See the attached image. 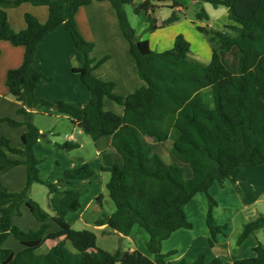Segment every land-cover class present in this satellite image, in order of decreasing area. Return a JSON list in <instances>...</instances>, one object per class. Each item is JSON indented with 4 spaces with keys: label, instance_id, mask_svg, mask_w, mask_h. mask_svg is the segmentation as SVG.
Instances as JSON below:
<instances>
[{
    "label": "trees",
    "instance_id": "obj_1",
    "mask_svg": "<svg viewBox=\"0 0 264 264\" xmlns=\"http://www.w3.org/2000/svg\"><path fill=\"white\" fill-rule=\"evenodd\" d=\"M94 1L103 0H0V43L5 41L24 48L22 65L9 70L6 78L10 95L19 104L17 113L24 116V121L4 117L0 118V123L27 128L22 137V149L13 147L6 137L0 138V175L18 166L27 167V183L22 192H10L0 184L1 264H173L166 261L168 255L163 254L162 245L174 232L192 229L185 206L198 193L207 194L216 183L223 187L226 181L235 182L244 165H264V0H195L215 8L226 7L232 23L225 26V31L197 27L212 44L209 63L192 58L190 43L182 35L175 39L172 49L153 51L147 39L136 37L125 11V7L134 5L136 0H108L129 43L138 75L146 83L125 98L115 93L114 82L102 81L94 75L106 58L99 61L91 58L95 45L84 38L75 21L79 9ZM166 2H172L173 9L180 6L176 0H140L134 5L136 14L145 13L149 17L150 31L179 20L173 14L157 25L152 13L156 3ZM23 4L47 7L48 20L42 23L27 13L26 29L16 32L10 26L6 10ZM67 7L70 8L69 17L65 14ZM197 19L210 21V15L202 9ZM63 24L84 57L83 67L76 72L90 90L91 98L83 108L62 101L51 103L35 93L46 79L35 68L38 47L47 34ZM233 49L240 56L236 75L221 57V52ZM105 98L124 106L123 117L104 109ZM37 106L70 116L93 141L112 138V146L124 161L122 165L104 169L110 173L106 189L115 211L104 213L96 225H107L123 236H129L136 226L143 229L149 235L147 248L154 259L139 250L119 248L111 253L98 249L94 232L77 231L68 224L66 216L81 208L82 193L77 189L78 184L91 179L94 171L84 164L65 171L57 182L42 179L41 161L34 153L42 135L33 122ZM145 138L157 143L171 140L173 155L190 166L192 179L186 181L182 167L177 163L168 164L153 153ZM45 140L50 143L47 137ZM56 146L68 152L80 147L75 142ZM34 184L47 188L53 216L30 197ZM102 198L98 197L97 201L101 202ZM214 204L210 199L207 225L211 247L218 234L226 229L214 225L211 208ZM23 205L41 223L39 229L24 231L14 225L13 219L22 215ZM50 218L59 226V231L48 233ZM259 230H264V215L245 224L238 237V246ZM10 236L22 244L21 252L16 254L4 248ZM47 240L60 241L47 253H39ZM254 253L253 257L234 264H264V245L259 243ZM219 263L214 260L210 264ZM193 264H206L205 256L201 255Z\"/></svg>",
    "mask_w": 264,
    "mask_h": 264
},
{
    "label": "crops",
    "instance_id": "obj_2",
    "mask_svg": "<svg viewBox=\"0 0 264 264\" xmlns=\"http://www.w3.org/2000/svg\"><path fill=\"white\" fill-rule=\"evenodd\" d=\"M176 1L180 4V6L177 7L175 11L173 9L172 10L175 13L179 12L183 14L186 3H197V1L195 0H186V3H184V0ZM204 4L205 10L210 15V25H208L209 27L215 28V26L220 23V26H222L223 31H225V26L232 24L228 20L229 10L226 7L215 8L209 3ZM6 11L8 14L10 26L16 32L26 29L25 14L27 13L34 15L42 23H45L49 17V11L47 7H36L31 4H23L17 8H8ZM65 14L67 17H69V7L65 9ZM156 20L158 26H160L164 22V20L162 21L158 18H156ZM75 21L77 23L78 30L84 36V38L87 41L94 43L95 45L91 53V58L96 61L106 58V61L94 71V75L98 79L102 81L114 82L116 84L115 93L124 98L134 93L139 88L146 86V83L142 81L138 75L136 63L130 54L129 43L120 29L116 11L108 0L94 1L90 5L80 8L75 16ZM158 30H156L155 33H157ZM155 33H152L151 35L153 36ZM141 39L144 38L141 37ZM147 40L149 41L150 47L153 50L150 35ZM173 40H175L174 37L172 38V41ZM159 45H156L154 49L155 51H166H159L161 50L159 49L161 48L159 47ZM168 46H166V48ZM0 50V118L10 117L14 118L19 122H23L24 116L19 115L17 113L19 104L11 97L9 90L6 86V78L9 70L19 68L22 65L24 58V48L12 46L9 42L3 41L0 43ZM37 54L38 63L36 64L35 68L38 72L44 74L46 76V79L42 80L39 86L37 87L35 92L36 96L51 103H57L62 101L65 103L73 104L80 108L85 107L91 98V93L88 87L82 81L80 73L76 72V69L83 67L84 57L76 48L72 36L64 24L46 35V37L43 39V41L38 47ZM104 109L106 111L115 113L120 117H123L124 115V106L116 103L115 101L109 98L104 99ZM46 118L47 120H45ZM33 122L42 134V138H40V141L34 148L35 156L39 160H46L45 157L43 158V156H46L47 152H56L63 159L62 161L56 162V166L61 169V172L63 171L65 173V171L69 169L79 168L84 164L89 165L90 168L94 171V176L91 179L82 181L78 184L77 189L82 193L80 199L81 208L78 211L71 212L66 216V221L68 222V224L72 228H74V225L81 221L85 225L93 226L95 230L100 231L104 236L108 237L112 234L123 236L116 232H111L107 225H96V222L102 218L104 213L112 214L114 212L113 211L112 213H107L103 209L102 201H97V198L102 196V192L105 188V185L109 182L106 180L110 178V173L104 171V169L110 168L113 165H122L124 162L122 155L112 146V138L103 137L97 141H93L90 136H87V138L82 140L81 135L84 132L79 128L78 125L74 123L73 119L70 116L61 114L54 109H48L43 106H37L34 109ZM5 125H7L8 127H10V129L13 130H7ZM0 128L4 129V133L0 134V138L7 137L10 139L12 136H14L15 141L10 139L12 146L19 149H22L24 147L22 137L27 131V128L25 126L12 127L7 123H0ZM49 132L50 135L54 138H48L51 143L45 144V137L46 134ZM63 134V140L59 141ZM77 136H79V140H74ZM145 141L151 147L153 153L157 152L156 154H158L159 152H162V158L166 163H177L179 165L180 161L173 155L170 149V145L172 144L171 140L165 143H157L152 139L147 138L145 139ZM65 142H75L79 143L80 145L78 149L72 152V156L68 155L69 158H72V161L70 159L68 160L67 156H63L62 151L64 150H61L56 146V144H64ZM163 147H165V151H163ZM85 149H88L89 155H86ZM163 156H166L167 159H165ZM41 164L42 161L39 165V169ZM40 175L42 179L50 180L52 182H57L59 180L58 176H60L57 175L55 178L51 176L44 177L41 170ZM0 181L4 183V185L8 188L9 191L22 192L25 189L27 183V167L22 165L10 170L8 173L0 177ZM241 185V182L237 180L236 184L232 185L229 188L228 186L220 188V191H223L221 194L224 195V203L225 199L228 200L227 204L230 203V196L229 194H227V191L233 189L237 191L238 188L239 193L244 190L246 196H251L253 190H246L245 188L240 189ZM256 185V183L253 185L254 187H256L254 189L255 195L256 193L261 192L260 189L262 190V188L257 189ZM62 190H65V188H63ZM31 192L33 195L35 194V185L32 186ZM202 194L203 193H198L192 199V201L188 203L184 208L187 219L189 220V222L192 223V229H181L174 232L171 237L163 243V245H165L166 243H173L171 245L176 246L181 241H183V239L187 245L189 244V242H191L190 249H192V247L194 246L199 245L200 248H205L206 245H208V242L210 244L211 233L208 225L206 226L207 223L205 224L208 206L206 207L205 198ZM212 196H214L215 198L214 194ZM252 202L254 204L255 202H257V199L253 198L251 203H248L247 206H250ZM97 205H99L101 208H98ZM228 209H231L230 205H228ZM197 212L198 216L196 215ZM213 214V221L215 226L221 227L223 224H227V219H225V217L216 213ZM50 215L53 216L52 214ZM191 216H193V219L191 218ZM196 216L199 217V220L202 222V224L200 225L201 230L199 232H196L195 230L196 227L194 224V220ZM16 218L18 217H15L13 219V223L18 226V224L16 223L17 221H15ZM233 218L234 217L232 216L231 219ZM27 220L29 221L30 228H33L34 230L40 228L41 223L38 222L35 218ZM48 223L50 224V229L48 233L57 232L60 230L59 226L53 222L52 218L48 220ZM136 227L133 228L129 236L124 237L132 240L133 238H131V235L133 233L137 231L138 234L142 233L141 230L143 229L139 228L141 230H137ZM22 230L27 231L29 229L24 228ZM222 233H224V231ZM142 236L148 242L149 235L147 234L146 236L142 233ZM225 236L221 237L220 235H218L214 246L211 247L210 245V258L204 255L206 264H210L214 260L220 261L222 260V258H229L230 256L232 258L230 259L229 264H234L236 260H234L232 250L230 249L231 243L229 242V240H227ZM251 237L252 236H250L248 239H250ZM62 239L63 238H61L60 240ZM60 240H47L44 246L48 242H50V246L48 247L49 251ZM133 240L136 244V240ZM246 241H244V243ZM247 243L248 252H241L240 254H238L239 256L243 257V254H247L246 256L253 257L252 250H254V248L257 246L256 240H249L244 245L246 246ZM23 249L24 247L22 246V244L20 247H16V254L21 252ZM190 249L188 246L184 248V257L186 258L191 255L190 262L185 260L184 261L188 264H193L196 262L197 259H199V257L201 256L200 254L203 252V250H197V248L193 250ZM124 250H139L143 254L147 255L145 251L140 249L138 243L136 244V248L130 247ZM162 250L164 253L167 252L165 251V246ZM48 251H45L44 253H47ZM186 252L188 253L186 254ZM148 257L152 258V255ZM239 260L242 259L240 258ZM219 264H222V262L220 261Z\"/></svg>",
    "mask_w": 264,
    "mask_h": 264
},
{
    "label": "rangeland",
    "instance_id": "obj_3",
    "mask_svg": "<svg viewBox=\"0 0 264 264\" xmlns=\"http://www.w3.org/2000/svg\"><path fill=\"white\" fill-rule=\"evenodd\" d=\"M140 2V0H136L134 5H137ZM187 1L184 0V3H186ZM134 5H128L125 7V11L128 15V19L130 21L131 26L133 27V29L136 31V37L137 38H144V39H148L149 35H150V39L152 41V48L153 51H155V47L156 45H159V51H164L167 49H172L174 46V42L175 40L172 41V38L174 37V39H176L178 36L182 35L189 43H190V50H191V56L193 59L201 61L203 63H209L211 56H212V44L209 41V38L200 33L197 29V27L199 25H204V26H208L210 25L209 21H199L197 19V13L200 12L202 9H205L204 6L205 4L202 3H191V4H187L184 7V14L183 13H179V12H174L175 9H173L172 7V2H166V3H160L157 4V7L154 11V13H152V17L153 18H158L160 20H167L168 18H170L173 14H176L179 17V20L177 22H174L171 25H168L167 27H165L164 29H157V33L156 30L155 31H150L149 27H150V22H149V17L143 13L141 15H138L135 13V6ZM174 11H173V10ZM213 28V27H212ZM214 29H218L223 31L222 26H220V23L215 26ZM152 33H155L153 36L151 35ZM168 46L166 48V46ZM158 47V46H157ZM165 47V48H164ZM156 52H158L156 50ZM221 57H222V61L223 63L226 65V67L234 74H238V67H239V59L240 56L237 53L236 49H233L229 52H221ZM102 60V59H101ZM47 120V118L45 119ZM7 130H13L10 129V127H8L7 125H5ZM2 128V127H1ZM0 128V134L4 133L3 130ZM9 133V132H6ZM63 136L64 134L61 136V139H59V141L63 140ZM88 135H86L85 133H82L81 135V139L84 140L85 138H87ZM47 138L53 139L54 137L50 135V132L46 134ZM53 137V138H52ZM7 138V137H6ZM57 138V136H56ZM9 139V138H8ZM11 140H14V136H12L10 138ZM147 139V138H145ZM75 140H79V136L78 138H75ZM15 141V140H14ZM45 144H47L48 142L45 140L44 142ZM51 143V141H50ZM167 144V143H166ZM12 145V144H11ZM46 146V145H45ZM169 146V144H168ZM170 149L172 152V144L170 145ZM76 150V149H75ZM73 150V151H75ZM165 147H163V151H165ZM73 151H62L63 156H67L68 160L70 159L72 161V158H69L68 155L72 156V152ZM85 153L86 155H89L88 149H85ZM157 153V152H156ZM158 155H160L162 157V152H159ZM45 157L46 160H40L42 161V164L40 166V170L43 174L44 177L47 176H51L53 178H55L57 175L59 178L61 179L64 175V172H61V169L58 168L57 165V161H62L63 159L59 156L58 153H46V156H43V158ZM165 159H167L166 156H163ZM180 167H182L183 172H184V178L186 181L192 179V169L190 168V166L188 164H183L181 162H179ZM261 168V169H259ZM256 170V171H254ZM0 177H2V175H0ZM110 178H108L109 181ZM237 180H239V182H241V186L240 189L245 188L246 190L252 189L253 193H251V196H246L244 190H242L239 193V190L237 188V191L235 189L227 191V194H229L230 196V203H228V200L225 199V203L223 200V194H221L223 191H220V188H224V186H228L231 187L232 185H235ZM3 181V180H2ZM0 181V184H2L3 186L4 183ZM227 183V184H226ZM257 184V189L262 188V190L260 189L261 192L256 193V195L254 194L255 192V188L253 185ZM226 184V185H225ZM223 187H221L220 185H214L213 188L211 187L208 191V193H203L202 195L205 198V204L206 207L208 206V210H207V216L209 213V209H210V199H212L215 204L211 207L212 208V215L214 217L213 213L219 214L223 217H225V219H227V224H223L222 226H226V229H224V233H219L218 235H220L221 237L225 236L227 238V240H229V242L231 243V250H232V254H233V258L234 260H239L241 259H245V258H250L248 256H246L247 254H243V257L239 256L238 254L245 253L248 252V243L246 244V246L244 245L247 241L249 240H256L257 245L260 243L262 245H264V230H259L257 231L254 235H252V237L250 239H248L243 245L238 246L237 241H238V237L239 235L242 233L243 228L245 226L246 223H248L249 221L256 219L259 216L264 215V165L261 166H253L250 164H246L242 167V170L240 172V174L238 175L237 179L235 182H231V181H226ZM35 185V194L33 195L32 192H30V197L36 201L41 208L54 215L52 209L50 208L49 204H48V190L45 186L40 185V184H34ZM6 187V186H5ZM7 188V187H6ZM8 189V188H7ZM11 192V191H10ZM262 193V194H261ZM215 195L214 196L212 195ZM258 195V196H257ZM102 203H103V209L104 211H106L107 213H112L113 211H115V205L113 203V201L111 200V198L109 197V193L106 189V185L105 188L102 192ZM244 196V198H243ZM255 198L257 199V202H255L250 206H247L248 203H251L252 199ZM247 203V204H246ZM97 204V201H96ZM228 205H230L231 209H228ZM98 208H101L99 205H97ZM200 210V208H199ZM99 211V210H97ZM21 212L22 215L18 218L15 219V221H17L16 223L18 224V227L20 229H33L30 228L29 226V221L27 219H31L33 217V215H31V212L29 211V209L26 206H22L21 207ZM232 213V214H231ZM196 215L198 216V212L196 213ZM206 215V213H205ZM235 215V216H234ZM31 216V218H30ZM195 218L194 220V224L196 227V232H199L201 230L200 225L202 224V222L199 220V217ZM232 216L234 217L233 219ZM191 218L193 219V216H191ZM207 223V218H206V222ZM16 225V224H14ZM53 225V224H51ZM17 226V225H16ZM207 226V224H206ZM77 231H82V230H89L94 232L97 235V248L104 250V251H108V252H115L117 249L122 248V249H128L130 247L132 248H136V244L138 243V246L140 247V249H142L143 251H145V253L148 256L152 255L151 259H154V255L152 253L149 252L148 248H147V241L145 240V238L142 236V233L145 234L147 236V233L141 229H139V227H136L137 230H141L142 233L138 234L137 232L133 233L131 235V238L136 240V244L135 241L132 239H127L124 236H119V235H115L112 234L110 236H104L102 235V233L100 231H97L93 228V226L91 225H85L83 222L79 221L78 223H76L74 225V228ZM109 230L111 232H113L110 228ZM184 230V229H183ZM28 231V230H27ZM184 232V231H183ZM224 234V235H223ZM184 236V235H183ZM191 242H189V244L187 245L186 242L181 241L179 244H177L176 246H173L171 244L173 243H169V244H165L162 245V249L165 246V251H167L166 253L163 252V254L168 255V257L166 258L167 262L173 263V264H178L180 262H184L185 261H189L191 259V255L188 257H184V248H186L187 246L190 249V244ZM4 248L7 249H11L14 252H16V247H20L21 244L19 243V241H17L13 236L8 237V239L6 240V242L4 243ZM50 246V242H48L43 248H41V250L39 251V253H44L45 251H48V247ZM173 246V247H172ZM67 247L69 250L72 249L70 243H67ZM197 250H203V252L200 255H205L208 258H210L209 253H210V244L208 242V245H206L205 248H200L199 246H194L192 247V249H196ZM253 255L254 256V250H252ZM188 252H186L187 254ZM232 257L230 256L229 258L224 257L222 258V260H220L222 262V264H229V261ZM198 260V259H197ZM196 260V261H197ZM1 264V263H0Z\"/></svg>",
    "mask_w": 264,
    "mask_h": 264
},
{
    "label": "built area",
    "instance_id": "obj_4",
    "mask_svg": "<svg viewBox=\"0 0 264 264\" xmlns=\"http://www.w3.org/2000/svg\"><path fill=\"white\" fill-rule=\"evenodd\" d=\"M76 138H78V136H77ZM74 140H75V139H74Z\"/></svg>",
    "mask_w": 264,
    "mask_h": 264
},
{
    "label": "water",
    "instance_id": "obj_5",
    "mask_svg": "<svg viewBox=\"0 0 264 264\" xmlns=\"http://www.w3.org/2000/svg\"><path fill=\"white\" fill-rule=\"evenodd\" d=\"M41 138H42V135H41Z\"/></svg>",
    "mask_w": 264,
    "mask_h": 264
}]
</instances>
